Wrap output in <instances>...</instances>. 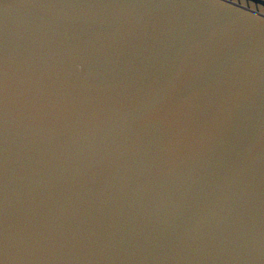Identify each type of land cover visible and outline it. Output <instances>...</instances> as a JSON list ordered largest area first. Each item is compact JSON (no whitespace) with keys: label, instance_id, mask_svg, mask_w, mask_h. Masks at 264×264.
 I'll return each mask as SVG.
<instances>
[{"label":"water","instance_id":"95a60500","mask_svg":"<svg viewBox=\"0 0 264 264\" xmlns=\"http://www.w3.org/2000/svg\"><path fill=\"white\" fill-rule=\"evenodd\" d=\"M0 264H264V0H0Z\"/></svg>","mask_w":264,"mask_h":264}]
</instances>
